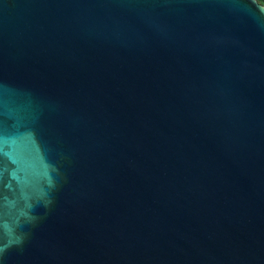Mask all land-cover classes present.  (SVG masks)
<instances>
[{
	"label": "water",
	"instance_id": "water-1",
	"mask_svg": "<svg viewBox=\"0 0 264 264\" xmlns=\"http://www.w3.org/2000/svg\"><path fill=\"white\" fill-rule=\"evenodd\" d=\"M0 264H264V6L0 0Z\"/></svg>",
	"mask_w": 264,
	"mask_h": 264
},
{
	"label": "trees",
	"instance_id": "trees-1",
	"mask_svg": "<svg viewBox=\"0 0 264 264\" xmlns=\"http://www.w3.org/2000/svg\"><path fill=\"white\" fill-rule=\"evenodd\" d=\"M257 1L264 6V0H257Z\"/></svg>",
	"mask_w": 264,
	"mask_h": 264
}]
</instances>
